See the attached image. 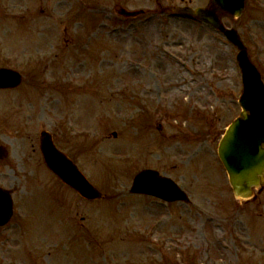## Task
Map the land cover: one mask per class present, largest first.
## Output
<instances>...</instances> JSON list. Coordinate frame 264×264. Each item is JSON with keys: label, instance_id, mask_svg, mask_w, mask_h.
Instances as JSON below:
<instances>
[{"label": "rangeland", "instance_id": "1", "mask_svg": "<svg viewBox=\"0 0 264 264\" xmlns=\"http://www.w3.org/2000/svg\"><path fill=\"white\" fill-rule=\"evenodd\" d=\"M246 3L240 18H221L237 28L264 78V0ZM117 4L145 12L125 18ZM183 4L210 0H0V67L24 77L0 89L8 151L0 186L15 206L0 227V264L264 258V190L236 197L218 155L242 111L238 48L209 24L165 11ZM42 130L100 199L84 198L46 166ZM144 169L172 178L191 201L130 193Z\"/></svg>", "mask_w": 264, "mask_h": 264}, {"label": "water", "instance_id": "2", "mask_svg": "<svg viewBox=\"0 0 264 264\" xmlns=\"http://www.w3.org/2000/svg\"><path fill=\"white\" fill-rule=\"evenodd\" d=\"M245 0H213L210 8L178 7L177 14L194 16L205 20L223 31L241 48L237 58L243 72L244 89L240 98L243 111L229 126L219 145V155L230 175V181L237 195L243 197L252 194V187L258 186L264 173V81L255 65L248 58L234 29L225 28L220 21L219 10L240 15ZM136 15L138 12H127ZM22 81L21 74L12 69H0V87H14ZM41 150L45 161L63 181L74 187L83 196L94 199L101 196L99 190L81 173L77 165L52 141L51 134H41ZM6 156L0 146V158ZM132 192H143L163 197L167 200L189 199L183 190L168 177L159 175L153 169H145L135 176ZM12 215V200L9 192L0 188V225L6 223Z\"/></svg>", "mask_w": 264, "mask_h": 264}, {"label": "bare ground", "instance_id": "3", "mask_svg": "<svg viewBox=\"0 0 264 264\" xmlns=\"http://www.w3.org/2000/svg\"><path fill=\"white\" fill-rule=\"evenodd\" d=\"M42 28H43V26H42ZM45 29H47V28H45ZM34 32H37V30H34ZM39 37H41V36H39ZM49 38H50V34L46 33L43 37H41L40 41H41L42 44H47Z\"/></svg>", "mask_w": 264, "mask_h": 264}, {"label": "flooded vegetation", "instance_id": "4", "mask_svg": "<svg viewBox=\"0 0 264 264\" xmlns=\"http://www.w3.org/2000/svg\"><path fill=\"white\" fill-rule=\"evenodd\" d=\"M263 190H264V188H263ZM258 197V196H257ZM257 199V198H256ZM262 214V213H261ZM245 241V240H244ZM246 242V241H245ZM258 262H259V260H258ZM259 264H264V258L261 260V262H259Z\"/></svg>", "mask_w": 264, "mask_h": 264}]
</instances>
